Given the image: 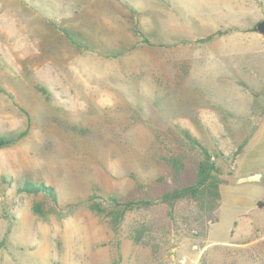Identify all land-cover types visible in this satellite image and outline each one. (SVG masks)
Returning <instances> with one entry per match:
<instances>
[{
	"label": "rangeland",
	"instance_id": "374dc122",
	"mask_svg": "<svg viewBox=\"0 0 264 264\" xmlns=\"http://www.w3.org/2000/svg\"><path fill=\"white\" fill-rule=\"evenodd\" d=\"M263 19L264 0H0V138L26 132L0 148V264H264V210L246 231L237 222L264 179L222 186L211 220L189 204L158 206L112 231L88 209L138 184L140 198L165 192L161 156L179 151L178 130L233 172L264 114V83L240 71L239 49L218 60L217 39L246 45L241 35ZM25 183L52 188L56 206L21 192ZM143 221L168 226L155 256L128 239Z\"/></svg>",
	"mask_w": 264,
	"mask_h": 264
},
{
	"label": "trees",
	"instance_id": "16d2710c",
	"mask_svg": "<svg viewBox=\"0 0 264 264\" xmlns=\"http://www.w3.org/2000/svg\"><path fill=\"white\" fill-rule=\"evenodd\" d=\"M62 33L72 45L80 47L67 31L62 30ZM221 35H223L222 32H217L203 40V43L210 42ZM176 135L179 140V144H177L179 151L168 150L166 155L161 156V161L171 170L173 180V184L169 185L165 192L157 196H150L146 192L147 196L140 198L138 194L141 185L138 184L125 200L108 197L102 202H96L98 198H92L88 205L90 212L98 217L109 219L108 226L112 231H116L128 215L148 212L158 206H164L171 214L177 205L189 204L198 212V218L202 219L205 215L207 219L211 220L220 206V188L232 185L235 182L234 174L228 168L226 171L222 169L220 165L228 167L229 164L228 160L219 152L210 153L186 131L178 130ZM25 136L26 132L10 140L0 138V142L4 143L3 146L13 145ZM250 138L251 134L237 147L233 155L234 160L243 154ZM190 166L194 167L193 174L191 181H186L184 177ZM21 192L29 195L41 194L52 203V207L57 204L56 194L52 188L25 183ZM99 200L101 199L99 198ZM258 207L264 206L258 204ZM34 212L43 217L40 206L36 205ZM168 234V226L165 224L143 221L131 226L127 236L134 245L149 248L152 255L155 256L158 253L157 237L161 235V238H166Z\"/></svg>",
	"mask_w": 264,
	"mask_h": 264
},
{
	"label": "crops",
	"instance_id": "0c3cea01",
	"mask_svg": "<svg viewBox=\"0 0 264 264\" xmlns=\"http://www.w3.org/2000/svg\"><path fill=\"white\" fill-rule=\"evenodd\" d=\"M250 33H253L254 35ZM241 37H245L240 39L246 40L247 44L246 45L240 44L239 47L235 43L234 39L232 40V46L230 45L227 46V44L229 43L228 38L226 37L218 38L217 39L218 47L222 45L224 46L221 49L217 50L215 56L218 60L222 59L224 63L226 58H233V57L236 58L237 49H239L240 51L239 55H241V57L245 59L244 61H238L240 65V71L241 68H246V66H249L251 68L249 70L250 73L255 72L259 74V76L256 77V80L262 81V83H264V36H261L252 31V32H245L244 34L241 35ZM221 40L223 42H219ZM249 41H251L252 43L248 44ZM208 57L212 58V56L209 55ZM235 63L237 64V62ZM203 68H206L208 72L211 69L209 64H207ZM233 174L235 177V181L253 175H260L259 181H263L264 179V114L260 118V124L258 125L257 130L249 139L247 148L244 150L243 154L236 159L235 167L233 169ZM244 182L248 183L250 187H253L255 184V182H248V181H244ZM220 196H221V189H220ZM234 204H233L234 206L239 205V207L245 206L244 204H242L241 199H238V201H236ZM258 204H262L264 206V197L259 199H253L252 201H250L246 206V209L243 210L244 212H242L238 216L240 220H243L242 222L239 220L237 221L238 229L240 231H246L247 228L246 225L248 224V221L245 218L249 216V214H251L255 209H257L258 211L264 210V207L259 208ZM219 208L221 209V207Z\"/></svg>",
	"mask_w": 264,
	"mask_h": 264
},
{
	"label": "water",
	"instance_id": "95a60500",
	"mask_svg": "<svg viewBox=\"0 0 264 264\" xmlns=\"http://www.w3.org/2000/svg\"><path fill=\"white\" fill-rule=\"evenodd\" d=\"M252 31L257 33V34H259V35H261V36H264V19L262 21H260L259 23H257ZM3 145H4V143L0 142V148ZM259 180H260V175H253V176L246 177V178H243V179H240V180H237V181H239V182H244V181L256 182V181H259Z\"/></svg>",
	"mask_w": 264,
	"mask_h": 264
}]
</instances>
